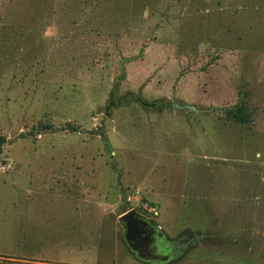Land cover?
<instances>
[{
  "label": "rangeland",
  "instance_id": "374dc122",
  "mask_svg": "<svg viewBox=\"0 0 264 264\" xmlns=\"http://www.w3.org/2000/svg\"><path fill=\"white\" fill-rule=\"evenodd\" d=\"M0 135V264H264V0H0Z\"/></svg>",
  "mask_w": 264,
  "mask_h": 264
},
{
  "label": "flooded vegetation",
  "instance_id": "af4514ba",
  "mask_svg": "<svg viewBox=\"0 0 264 264\" xmlns=\"http://www.w3.org/2000/svg\"><path fill=\"white\" fill-rule=\"evenodd\" d=\"M132 220H122L125 225V239L140 260L144 256L151 258L152 252L155 251L154 244L162 235L147 219L133 214Z\"/></svg>",
  "mask_w": 264,
  "mask_h": 264
},
{
  "label": "trees",
  "instance_id": "16d2710c",
  "mask_svg": "<svg viewBox=\"0 0 264 264\" xmlns=\"http://www.w3.org/2000/svg\"><path fill=\"white\" fill-rule=\"evenodd\" d=\"M225 116L229 121L235 122L237 124H249L252 122L246 102L243 100L239 101V103L226 110ZM69 128H71L72 131H76L75 127H70L69 125ZM42 129L52 130V127L45 125L44 127H42ZM6 141V138L0 135V156L2 154Z\"/></svg>",
  "mask_w": 264,
  "mask_h": 264
},
{
  "label": "built area",
  "instance_id": "2783aa9c",
  "mask_svg": "<svg viewBox=\"0 0 264 264\" xmlns=\"http://www.w3.org/2000/svg\"><path fill=\"white\" fill-rule=\"evenodd\" d=\"M141 209L143 212L148 214L151 218H156L159 216V208L157 205L149 202H144L141 205Z\"/></svg>",
  "mask_w": 264,
  "mask_h": 264
},
{
  "label": "water",
  "instance_id": "95a60500",
  "mask_svg": "<svg viewBox=\"0 0 264 264\" xmlns=\"http://www.w3.org/2000/svg\"><path fill=\"white\" fill-rule=\"evenodd\" d=\"M134 214V211H127L126 214H124L122 217H121V220H126V219H130V222H132V216Z\"/></svg>",
  "mask_w": 264,
  "mask_h": 264
},
{
  "label": "crops",
  "instance_id": "0c3cea01",
  "mask_svg": "<svg viewBox=\"0 0 264 264\" xmlns=\"http://www.w3.org/2000/svg\"><path fill=\"white\" fill-rule=\"evenodd\" d=\"M158 197H160V198H162L164 200L167 199L166 195L164 193L160 192L159 193V196L158 195H155V197H154L155 198V201L154 202H156V200L158 199Z\"/></svg>",
  "mask_w": 264,
  "mask_h": 264
}]
</instances>
